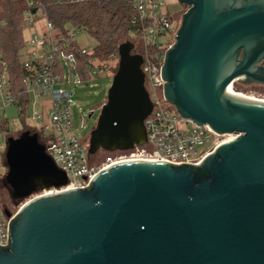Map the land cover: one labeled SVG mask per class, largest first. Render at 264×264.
Segmentation results:
<instances>
[{"label": "water", "instance_id": "water-1", "mask_svg": "<svg viewBox=\"0 0 264 264\" xmlns=\"http://www.w3.org/2000/svg\"><path fill=\"white\" fill-rule=\"evenodd\" d=\"M176 2L188 8L163 55L164 99L195 124L236 136L199 164L127 160L61 191L66 174L37 134L7 137L11 200L45 193L10 218L0 264H264V103L228 90L235 80L264 85V0ZM132 49L118 46L88 155L146 142L152 102Z\"/></svg>", "mask_w": 264, "mask_h": 264}, {"label": "built area", "instance_id": "built-area-1", "mask_svg": "<svg viewBox=\"0 0 264 264\" xmlns=\"http://www.w3.org/2000/svg\"><path fill=\"white\" fill-rule=\"evenodd\" d=\"M131 3L132 35L139 40L140 52L137 54L142 57L140 68L143 73V85L152 102L151 111L143 119L146 142L141 146L124 150V153L115 157H106L105 164L96 167L90 164L87 150L74 133L70 110L73 92L61 86L65 82L63 66L75 61L73 52L75 44L71 47V40L76 43L78 51L87 55L86 65L90 75L107 71L109 67L107 63L101 61L97 65L94 64L96 58L90 57V52L77 44L74 28L67 29L66 36L58 33L46 19L41 8L32 10L34 0H24L25 28L31 29L32 33L25 39L19 52V62L25 71L21 79L22 91L18 94L22 101L19 107L31 108L30 119L40 122V125L30 131L44 138L42 144L46 153L66 174L68 182L59 189L60 191L85 187L100 170L127 160L199 164L216 146L236 136L219 135L206 124H195L179 115L164 99L161 65L164 52L173 44L176 35L177 29L171 21L174 13L172 9L169 11L163 0H131ZM0 65V91L4 88L1 93L3 101L18 106V99L8 91L6 66L4 63ZM70 81L71 79L68 80ZM4 118L0 116V161L4 159L7 139L2 130ZM223 136L227 138L219 140ZM205 144L208 146L202 148ZM44 193V191L36 193L30 198ZM12 216L7 217L0 211L2 246L7 244L8 224Z\"/></svg>", "mask_w": 264, "mask_h": 264}, {"label": "trees", "instance_id": "trees-1", "mask_svg": "<svg viewBox=\"0 0 264 264\" xmlns=\"http://www.w3.org/2000/svg\"><path fill=\"white\" fill-rule=\"evenodd\" d=\"M34 3L32 10L41 8L46 19L58 33L66 36V27L70 26L76 31L89 34L95 40L90 57L107 63L118 57V46L125 41L133 43L132 53L140 52L139 47L137 48L135 41L132 40L136 37L132 35L133 26L130 23L133 17L131 0H34ZM24 10V0H0V64L4 63L6 66L8 91L18 99V106L22 105L18 94L22 91L21 79L25 74L19 62V52L25 42L23 37ZM74 44L75 61L67 66L69 70L72 69L76 72L81 81H86L90 78L86 65L87 55L78 51L76 43L71 40L70 46L72 47ZM115 70L116 68H114ZM232 89H238L234 82ZM2 120L4 122L2 130L5 133L8 131V120L6 118ZM37 136L38 141L42 144L44 138L39 134ZM103 152L105 157H115L124 153L121 150ZM11 202L14 201L11 200ZM0 211L5 216L12 215L14 212L10 207L1 208Z\"/></svg>", "mask_w": 264, "mask_h": 264}, {"label": "rangeland", "instance_id": "rangeland-1", "mask_svg": "<svg viewBox=\"0 0 264 264\" xmlns=\"http://www.w3.org/2000/svg\"><path fill=\"white\" fill-rule=\"evenodd\" d=\"M163 1L166 3L169 11L177 6L176 0ZM184 9L185 7L182 8L180 12H185ZM184 12L180 14H174L171 18V21L173 22V25L176 27V29H178L181 15ZM66 29H70V26H67ZM31 33V29L25 28L23 37L26 39L31 35ZM75 40L77 44L84 47L87 52H90L92 47L95 45V40L89 34L83 31H76ZM132 40L135 41L136 47L138 48L139 40L137 38ZM117 63L118 58L111 59L107 62L109 67L107 71H101L90 75V78L86 81H81L78 78L76 72L72 69L69 70L67 65L63 66L65 82L61 86L67 87L73 92V96L71 97L70 101L71 120L74 127V133L82 142L85 150H87L90 131L96 123L100 107L106 100V93L111 84L112 76L115 72L114 68H117ZM94 64H99V60L95 59ZM69 79H71L70 82H68ZM234 84L235 87L238 88L235 90L236 92H240L256 99L264 100V85L256 83H243L241 80H235ZM3 90L4 88L0 91V116H3L8 120V131L4 133L5 137H16L24 129L29 131L36 129L40 125V122H35L30 119L29 114L31 108L29 106L21 108L19 106H13L4 103L3 97L1 95ZM157 92L159 94L160 89H158ZM172 109H174L173 106ZM91 111L92 115L88 117V114ZM82 125H85V127H82ZM225 138L227 137L223 136L220 137L219 140H223ZM2 145H5V140L2 142ZM207 146L208 145L205 144L202 146V148H206ZM89 162L96 167H100L101 165L105 164L106 157L104 152L98 151L95 154L90 155ZM6 170L5 164L0 161V208L10 207V209L14 211V214L19 209V207L32 195L24 200L11 202L9 189L4 183V175Z\"/></svg>", "mask_w": 264, "mask_h": 264}, {"label": "bare ground", "instance_id": "bare-ground-1", "mask_svg": "<svg viewBox=\"0 0 264 264\" xmlns=\"http://www.w3.org/2000/svg\"><path fill=\"white\" fill-rule=\"evenodd\" d=\"M228 90L231 91L233 94H235L236 96H239V97H242V98H245V99H248V100H251V101H254V102H259V103H264V100L263 99H256L254 97H251V96H248V95H245V94H242L240 92H236L235 90L232 89V86H229L228 87ZM53 190H51L50 192H52Z\"/></svg>", "mask_w": 264, "mask_h": 264}, {"label": "flooded vegetation", "instance_id": "flooded-vegetation-1", "mask_svg": "<svg viewBox=\"0 0 264 264\" xmlns=\"http://www.w3.org/2000/svg\"><path fill=\"white\" fill-rule=\"evenodd\" d=\"M184 7H185L184 10H186V9L188 8V6L186 7V6H184V4H179V3H177V6H176L174 9H172V12H173L174 14H176L177 12H180V10H182V8H184ZM183 12H184V11H183ZM257 65H258V66H261V65H262V61L258 62ZM90 113H91V115H92V111H91Z\"/></svg>", "mask_w": 264, "mask_h": 264}]
</instances>
